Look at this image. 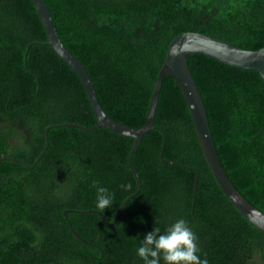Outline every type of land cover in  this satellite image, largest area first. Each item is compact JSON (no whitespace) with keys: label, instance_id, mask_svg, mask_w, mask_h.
<instances>
[{"label":"trees","instance_id":"obj_1","mask_svg":"<svg viewBox=\"0 0 264 264\" xmlns=\"http://www.w3.org/2000/svg\"><path fill=\"white\" fill-rule=\"evenodd\" d=\"M44 1L103 110L133 128L145 124L156 77L178 34L264 47V0ZM47 40L31 0H0V264H142L135 254L140 238L181 217L209 264H264V234L214 179L172 77L162 81L153 120L161 131L148 130L132 156L140 191L114 223L138 187L128 166L134 139L97 127L82 82ZM187 62L229 181L264 213L259 73L202 54H189ZM47 128V149L34 164ZM163 135L162 157L185 167L160 160ZM192 168L198 171L194 205ZM94 182L113 196L103 212L95 207Z\"/></svg>","mask_w":264,"mask_h":264},{"label":"water","instance_id":"obj_2","mask_svg":"<svg viewBox=\"0 0 264 264\" xmlns=\"http://www.w3.org/2000/svg\"><path fill=\"white\" fill-rule=\"evenodd\" d=\"M31 1L45 28L48 38L46 44L52 47L55 53L75 72V74L82 82L90 100V103L92 105L93 112L96 116V120L98 122L97 127H103L111 132L128 136L134 139V142L128 155V166L136 179L138 187L137 190L130 194L123 202L122 206L116 214L114 223L116 222V219L118 218L121 210L126 207L128 201L140 191L141 183L137 171L132 164V156L135 149L141 142L143 135L150 129L158 128L153 124V120L155 116L159 91L163 79L165 77H172L176 81L183 94V97L188 107V111L193 121L200 148L214 179L216 180L225 197L236 208V210L256 229H258L264 234V213L255 208L252 204H250L237 191V189L229 181L220 163L211 136L207 114L201 98V94L191 74L187 62V56L189 54L206 55L229 66L255 70L259 73L264 83V47L257 50H246L198 32L191 31L178 34L171 40L167 47L163 64L159 69L151 93L145 124L141 128H133L125 124L119 123L107 115V113L103 110L98 101L93 82L91 81L85 67L65 47V45L61 41L45 1ZM48 128L45 130L44 149L38 156L34 164H36V162L43 155L44 151L47 149ZM158 129L160 130V128ZM164 146L165 136L163 135L162 145L159 153L160 160L164 163L172 164L179 167H185L176 161L164 159L162 157ZM186 168L190 169V167ZM192 169L196 171L192 192V204L194 205L198 180V171L195 168ZM63 215L67 216V211H64ZM102 219L105 223H108V221L104 217H102ZM69 227L74 236L78 239H81L79 234L72 229L70 223Z\"/></svg>","mask_w":264,"mask_h":264},{"label":"clouds","instance_id":"obj_3","mask_svg":"<svg viewBox=\"0 0 264 264\" xmlns=\"http://www.w3.org/2000/svg\"><path fill=\"white\" fill-rule=\"evenodd\" d=\"M95 192V207L98 210L103 212L112 206L113 196L107 187L96 184ZM197 240L188 222L181 217L163 231L153 227L145 233L135 246V254L142 264H209L207 254L200 255Z\"/></svg>","mask_w":264,"mask_h":264}]
</instances>
